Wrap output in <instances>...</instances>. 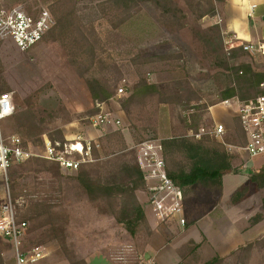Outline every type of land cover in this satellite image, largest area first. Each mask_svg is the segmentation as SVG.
Wrapping results in <instances>:
<instances>
[{"label": "rangeland", "instance_id": "374dc122", "mask_svg": "<svg viewBox=\"0 0 264 264\" xmlns=\"http://www.w3.org/2000/svg\"><path fill=\"white\" fill-rule=\"evenodd\" d=\"M174 1L187 23L177 31L163 28L159 11L148 2L135 7L123 21L124 12L110 6L109 0H0V10L21 6L34 15L47 10L53 20L42 41L30 50L0 51V95L9 93L13 99L17 96L19 112L34 110L37 127L43 132L41 139L28 135L27 118L17 120L13 115L1 123L4 139L20 138L24 148L33 153L31 160L44 157L46 140L50 141V136L58 139L56 130L62 132L67 145L77 140L89 142L92 151L86 164H93L85 170L96 181L116 184L126 178L122 173L125 162H133L139 169L138 145L149 140L161 143L168 137L186 134L182 117L189 112V106L199 105L196 112L203 114L202 128L212 132L218 124L210 108L221 105V91L232 80L225 68L249 64L254 71L264 72V55L247 52L229 60L228 51H224L225 55L212 54L198 34L200 29L218 25L211 24L210 17L197 16L208 0H196L193 10L185 0ZM229 46L225 43L227 50ZM140 79L151 84L179 82L178 86L183 81L196 92V98L192 96L188 104H163L157 98L145 97L127 105L124 100ZM90 80L110 89L113 96L108 102L93 100L87 87ZM120 88L125 90L122 96L116 94ZM214 113L224 123L226 133L222 138L210 137L220 143L235 142L230 147L234 150L242 148L233 109L226 111L219 106ZM107 115L110 118L105 119ZM36 169L42 171L31 162L24 165L16 187L11 185L9 170L0 171V213L8 196L19 221L27 215L32 217L30 210L35 205L45 203L52 208L55 236L41 237L36 227L40 221L26 222L25 247H33L31 242L36 239L34 246L42 247L46 253L42 264H71L72 260L134 264L142 256L136 252L149 237L146 231L130 237L111 216L103 199L89 197L79 183L77 170L60 168L51 174L34 175ZM136 196L148 212L147 185L146 191H137ZM125 207H129L127 202L117 201L118 217L131 215ZM39 236L43 238L40 241ZM0 250L5 264H15L12 242L1 234ZM225 264H236V260Z\"/></svg>", "mask_w": 264, "mask_h": 264}, {"label": "trees", "instance_id": "16d2710c", "mask_svg": "<svg viewBox=\"0 0 264 264\" xmlns=\"http://www.w3.org/2000/svg\"><path fill=\"white\" fill-rule=\"evenodd\" d=\"M146 2L151 3L159 11V24L163 28L169 31H177L186 27L187 23L182 9L174 0H109L110 6L119 9L122 11L121 13L124 12L122 14L123 21H126L129 18L130 11L139 4ZM185 2L189 8L193 10L194 6L192 4L196 2V0H185ZM224 3L225 0H208V5L204 7L202 11H199L197 16L199 18H212L222 11ZM197 5L201 7L202 4L200 1H197ZM124 14H126V16ZM198 34L203 40L207 51H210L212 54L218 55L222 53L225 55L224 51H228L229 60L247 54L242 46L234 47L229 50L225 48L222 26L219 24L208 27V29H200ZM225 70L232 80L230 84L221 91L220 102L230 99L248 102L264 94V89L261 87V85L264 84V72L254 71L249 64L228 66ZM87 82V87L94 101L108 102L113 96L110 89L103 83L97 80H90ZM186 84L187 83H184L183 81L180 86H178L179 82L176 84H151L146 80L140 79L133 86L132 91L124 101L128 105L133 99L152 97L157 98L158 101L163 104H188L192 99V96H196V92L189 86H186ZM13 101L15 104L14 116L17 120L21 119L20 117H23V119L27 118V122H29L26 126L28 135L32 137L37 136V139H41L43 132L37 127L38 124L35 121L34 110L27 109L19 112L17 110L18 103L20 102L18 97L15 96ZM188 108L189 112L184 113L182 117L186 134L180 137H168L161 142L167 175L183 191V201L187 192L192 193L199 187L212 192H221L223 176L234 170L232 163L235 156L229 151V148L236 145L235 142L229 140H225L224 143L217 142L210 137L211 135L207 132L201 135L200 138H197L196 135L201 129H203V114L196 112V110L199 109V105H194L192 107L189 106ZM22 123L25 124V122H20V125ZM236 128L240 135V142L238 144L241 147H244L246 145V138L238 117H236ZM55 134L58 139L50 136V142H60L62 144L66 142L61 131L56 130ZM93 154L95 155V149H93ZM30 162L42 169V171L37 169L33 170L34 175L43 173L51 174L53 171L57 172L61 168L59 163L50 161L44 157H36L23 163H13L9 168L10 182L13 187L19 181L21 176H23L24 165ZM91 164H82L77 170L79 173V183L89 197L93 200L103 199L111 211V216L114 217L116 222L126 230L130 237L134 238L139 232L143 231H146L147 235L150 236L151 229L147 220L146 211H144L136 196L137 191H146V183L137 166L133 162H125V165L122 168V173L126 175V178L120 183L104 184L100 181L94 180L90 171L85 170V168ZM238 198L239 193H237L234 200ZM118 200H123L129 204L128 208L125 207L126 210L131 211L129 217L124 215L122 218L118 217ZM30 212L33 214L32 217L27 215L20 221L28 222L32 219L33 222L40 221L36 227L37 233H42L41 237L44 236L45 238L46 236H51L56 233L57 229L55 221L52 219L53 212L49 205H46L45 203L35 205ZM42 230H46V232H42ZM41 237L39 236V241L43 239ZM31 243H33V248L37 247L34 246L37 244L36 239H33V242ZM257 244L264 250V238ZM252 252L253 246L248 245L244 248H240L228 257H216L208 261L206 264H225L229 258H235L236 263L238 261L243 262L245 259H248ZM0 264H5L1 250ZM71 264L87 263L83 260H72Z\"/></svg>", "mask_w": 264, "mask_h": 264}, {"label": "crops", "instance_id": "0c3cea01", "mask_svg": "<svg viewBox=\"0 0 264 264\" xmlns=\"http://www.w3.org/2000/svg\"><path fill=\"white\" fill-rule=\"evenodd\" d=\"M219 21L225 43L264 45V0H225L222 11L209 18L211 24ZM14 49L18 50L12 41L0 42V51ZM219 106L210 108L215 125L224 124L214 115ZM229 149L235 156L234 170L223 176L221 192L197 189L185 194V227L176 221L159 225L147 205L151 234L136 255L158 264H206L252 245L248 259L236 264H264V250L257 244L264 238V156L253 158L240 149ZM237 193L239 198L234 200Z\"/></svg>", "mask_w": 264, "mask_h": 264}, {"label": "built area", "instance_id": "2783aa9c", "mask_svg": "<svg viewBox=\"0 0 264 264\" xmlns=\"http://www.w3.org/2000/svg\"><path fill=\"white\" fill-rule=\"evenodd\" d=\"M80 1V0H78ZM53 25L49 11L41 10L37 15L31 14L21 6L0 10V42L10 40L21 51H28L44 38ZM230 49L234 48L232 42L227 43ZM243 50L250 54L264 55V45L257 47L241 44ZM264 89V84L261 85ZM125 93L123 88L117 91L118 96ZM221 105L234 108L246 138V145L240 150L250 157L264 156V94L257 98L241 102L237 99L225 100ZM100 106V105H99ZM15 107L12 95H0V171L7 172L13 163H23L33 157V153L24 148L18 137L8 141L4 139L2 126L5 120L14 115ZM110 118L107 115L106 118ZM109 120V119H108ZM206 130L201 129L196 135L200 138ZM212 134L222 138L226 133L223 124L215 126ZM91 144L80 140L71 145L60 142H45L44 158L59 163L60 167L68 171H76L82 164L91 158ZM137 163L142 171L143 179L147 185L148 202L152 209L154 219L158 224L176 221L182 227L186 226L183 207V191L167 175L166 163L163 157L161 143L149 140L137 147ZM28 225L16 218L15 207L8 196L0 213V234L11 240L15 251V264H42L46 253L42 247L26 248L24 241ZM134 264H158L153 258L140 256Z\"/></svg>", "mask_w": 264, "mask_h": 264}]
</instances>
